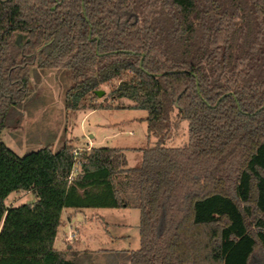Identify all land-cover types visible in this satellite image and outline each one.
I'll return each mask as SVG.
<instances>
[{"label":"trees","instance_id":"trees-1","mask_svg":"<svg viewBox=\"0 0 264 264\" xmlns=\"http://www.w3.org/2000/svg\"><path fill=\"white\" fill-rule=\"evenodd\" d=\"M33 65L71 71V111L118 80L157 138L141 165L3 143ZM176 110L189 142L166 147ZM15 192L36 201L7 207ZM67 208L139 209L128 264H264V0H0V264H80L55 247Z\"/></svg>","mask_w":264,"mask_h":264},{"label":"rangeland","instance_id":"rangeland-1","mask_svg":"<svg viewBox=\"0 0 264 264\" xmlns=\"http://www.w3.org/2000/svg\"><path fill=\"white\" fill-rule=\"evenodd\" d=\"M14 41L23 44L25 40L22 36H16ZM31 82L32 91L21 108L22 115L18 123L6 127L1 135V141L20 157L45 147L57 152L65 145L82 153L89 150L88 143L94 141L98 147L129 148V164L134 168L139 167L143 161L141 149L157 143L155 137L148 139L147 111L129 109L134 104L130 100L114 101L111 98L118 80L101 86L103 96L88 98L84 107L77 111L66 109V94L72 86L70 70L43 71L33 65ZM92 105L111 106V110L92 111ZM188 126V122L182 121L176 110L172 115V127L165 146H186L189 142ZM35 201L36 196L32 192H15L8 197L6 205L18 207ZM101 209L104 211L98 212H105L111 223L112 233L101 222H96L87 231L86 237L82 229L77 227L73 229V240L68 241V235L64 234L59 239L58 248L66 252L68 258H72L73 249L80 250L75 251L79 254L80 264H128L127 254L141 246L140 210ZM122 223L125 225L122 226ZM67 245L71 249H67ZM90 249L93 251H89Z\"/></svg>","mask_w":264,"mask_h":264},{"label":"crops","instance_id":"crops-1","mask_svg":"<svg viewBox=\"0 0 264 264\" xmlns=\"http://www.w3.org/2000/svg\"><path fill=\"white\" fill-rule=\"evenodd\" d=\"M91 137L94 138L93 136H91ZM88 144L90 145L89 146L90 149L93 147H98L94 141H90ZM101 147H104V146H101ZM111 148L122 149L124 151L126 157H127L128 165H129V167H131L129 164V156H128V153L130 152L129 148L119 147V146L118 147H111ZM98 210L104 211L101 208L100 209H74V208L65 209L63 212V215H62V226L60 227V229L58 231V235H57L56 242H55L56 249L63 252L62 249L58 248L59 239H62L64 234L68 235V232L70 229L73 230V229L78 227L79 229H82V232L84 233V236L86 237L87 231L90 230L91 227L96 222H101L102 224H104V227L107 228V231L112 233L110 230V228H112V226H111V223L108 221L107 215L105 214V212L104 213L98 212ZM124 225L125 224L122 223V226H124ZM118 227H120V226H118ZM89 237H91V236H89ZM67 249H71V246L67 245ZM72 251L75 252V251H80V250L73 249ZM89 251H93V249H90Z\"/></svg>","mask_w":264,"mask_h":264},{"label":"built area","instance_id":"built-area-1","mask_svg":"<svg viewBox=\"0 0 264 264\" xmlns=\"http://www.w3.org/2000/svg\"><path fill=\"white\" fill-rule=\"evenodd\" d=\"M74 154H75L76 156H79L81 153H78L77 151H74ZM71 178H72V177H70V179H71ZM73 238H74V231H73L72 229H70V230H69V233H68V238H67V240H68V241H72Z\"/></svg>","mask_w":264,"mask_h":264},{"label":"water","instance_id":"water-1","mask_svg":"<svg viewBox=\"0 0 264 264\" xmlns=\"http://www.w3.org/2000/svg\"><path fill=\"white\" fill-rule=\"evenodd\" d=\"M90 36H91V33H90ZM141 66H142V62H141ZM96 93H97V95L100 96V97L103 96V94H104V92L101 91V90H100V91H97Z\"/></svg>","mask_w":264,"mask_h":264}]
</instances>
